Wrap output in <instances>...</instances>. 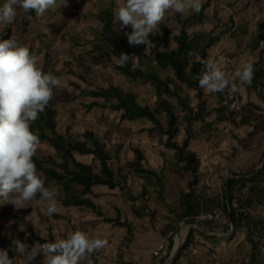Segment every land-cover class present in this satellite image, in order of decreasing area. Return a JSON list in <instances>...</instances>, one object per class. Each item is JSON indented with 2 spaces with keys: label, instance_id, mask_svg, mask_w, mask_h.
Returning a JSON list of instances; mask_svg holds the SVG:
<instances>
[{
  "label": "trees",
  "instance_id": "trees-1",
  "mask_svg": "<svg viewBox=\"0 0 264 264\" xmlns=\"http://www.w3.org/2000/svg\"><path fill=\"white\" fill-rule=\"evenodd\" d=\"M86 1L57 0L54 10L49 9L39 17L34 11L23 12L17 15L13 24L0 27V41L9 39L14 34L21 44L25 39L28 40L27 47L31 53L36 55L38 51L40 56L49 58L56 50L58 42L70 41L67 20L70 14L78 7L85 5ZM214 1L202 0L199 14L192 13L190 10L183 15L175 11L166 12L164 20L158 25L157 33L150 36L155 46L147 52L143 44L132 46L128 43L126 33L131 31V27L112 30L111 21L117 6L116 0H111L108 8L103 12L104 19L101 21L103 27L97 35L98 39L103 40L106 55L99 60L102 62V67L110 66L122 75L136 79L140 84L152 85L156 93L153 109L148 103L141 104L135 98L125 99L115 85L109 87L97 85L90 76L77 73L62 56L48 66H42L41 69L46 73L51 71L54 75L56 71L62 75L69 74L70 84L74 86V90L67 101L86 114L94 117L100 111L105 112L106 115L112 113L118 119L115 126L125 121L142 122V126L137 127L138 130H152L149 134L155 132L161 136L159 146L163 150H170L169 152L175 158L173 167L189 176L186 188H182L179 192V207L177 209L169 207L170 216L159 215L157 207L152 206L149 203L150 200L147 201V198H152L153 194L165 196L164 184L159 181L153 184L154 193L149 184L145 183L142 185L141 192L133 195L132 213L143 219L150 229L159 230L165 237L173 231L171 250L175 243L174 235L178 232L179 223L183 220L189 223H200L212 231L219 232H227L231 225H234L235 230L244 235L237 245L240 255L223 258L218 264H264V218L255 217L250 208L254 205L256 207L264 205V145L261 151L256 149L250 152L258 156L252 160L249 170L237 172L232 170L233 175L225 178L224 189L221 192L213 190L207 183L210 170L204 164L197 149H190L196 140H200V145L202 141L204 144L207 142L209 147L210 144L228 134H235L236 122L240 123L242 128H249L244 136H236L238 147L247 150L245 148L251 146L256 139L261 138L264 141V107L253 102H241L239 109L233 111L235 117L233 125L229 132L224 134L228 123L225 106L222 103L226 89L222 92L205 93L196 79L204 69L201 61L209 59L207 57L210 56L211 49L218 48L223 55L232 60L257 56L258 60L253 63L252 83L246 85V88L259 93L260 103L264 105V0H257V2L231 0L232 10L241 19L236 28V19L232 12L228 9V15H221V9L215 5ZM3 3L4 0H0V5ZM251 4L254 12L248 16L246 9ZM211 5L215 24L207 27L210 16L207 9ZM175 24H179L181 29L176 31ZM191 25H195L196 28L190 30ZM167 32L172 33L168 35L175 44L164 48L163 38ZM225 38L236 45L235 51H231L232 49L224 45ZM121 52L134 55L136 58L121 66L116 63ZM149 52L154 53L153 60L156 63L147 59L146 54ZM212 59L218 62L217 58ZM221 68L227 72L234 71L232 64H228L227 61H224V66ZM53 91V99L39 117L44 116L46 111L51 109L57 112L53 103L58 89ZM195 100H197L196 103H194ZM238 117L241 118L240 122ZM67 132L71 134L69 136L63 134L60 127L45 128L44 137L49 145L55 147L58 152L65 150L67 158V174L41 172L40 175L46 187L52 189L57 187L59 201L69 208L76 207L84 214L95 215L105 224L123 225L120 209L117 210L116 217L107 218L101 206L76 197L79 194H92L97 197L98 192L94 188L96 186H108L113 189L121 187L114 182L116 177L119 181L121 179L129 182L131 174L143 177L145 180L157 176L156 171L149 165L146 153L138 143L130 142L129 146L134 156L131 159L123 158L117 152L112 153L107 141L100 136L70 129H67ZM73 149L80 155H91L94 165L79 159ZM127 188L132 191L130 185ZM218 210L223 211L226 218L224 221L215 218H198L201 213H216ZM53 216L58 219L62 214L57 213ZM19 221L24 222L22 227L26 232L24 243L29 247L56 239V233L53 230L48 229L46 236L40 234L34 223L26 220V216L19 217ZM17 226L19 224L12 223L3 228L1 235L3 249H9L12 240L18 239L17 234L21 230L19 231ZM129 233L130 230L127 228L125 242L118 246L119 254L125 244H130ZM223 242L229 244L231 239L219 237L191 225L183 238L178 259L171 264L207 262L210 257L219 255V246ZM9 257L15 259L16 254L10 250ZM139 258L142 261V254H139ZM41 261L42 258L37 256L35 264H41ZM127 264L141 263L138 260H131Z\"/></svg>",
  "mask_w": 264,
  "mask_h": 264
},
{
  "label": "clouds",
  "instance_id": "clouds-1",
  "mask_svg": "<svg viewBox=\"0 0 264 264\" xmlns=\"http://www.w3.org/2000/svg\"><path fill=\"white\" fill-rule=\"evenodd\" d=\"M116 3L114 20L119 29L131 26V31L126 33L128 43L145 45V52L155 46L150 36L157 33L166 12L175 11L183 15L190 10L199 14L202 8V0H116ZM56 6L57 0H5L0 5V24H13L18 10L25 13L34 11L39 17ZM135 58L121 52L116 63L123 66ZM49 60L50 56L31 53L14 34L0 41V204L11 203L20 209L35 201L45 204L42 211L52 217L60 211L57 192L45 186L33 157L38 145L40 149H45V146L55 148L44 137L47 126L71 130L77 125H62L53 109L39 117L53 99V90L66 86L63 77L42 71L41 67L48 66ZM201 63L204 69L196 79L205 93L227 89L232 95L243 94L245 85L252 83L254 67L251 61L241 62L232 72L222 70L212 58ZM72 108L73 116L78 110L84 112L73 105ZM108 244L107 239L90 236L79 228L68 232L66 238L57 237L38 246L29 247L20 239H13L9 249H0V264H16V260L9 257L10 250L22 258L20 264H35L37 256L42 257L41 264H93V254L106 249Z\"/></svg>",
  "mask_w": 264,
  "mask_h": 264
},
{
  "label": "rangeland",
  "instance_id": "rangeland-1",
  "mask_svg": "<svg viewBox=\"0 0 264 264\" xmlns=\"http://www.w3.org/2000/svg\"><path fill=\"white\" fill-rule=\"evenodd\" d=\"M252 1L255 2L256 0ZM110 3L111 0H89L84 6H80L75 9L74 12L70 14L67 20V32L70 36V41L67 42L62 40L56 44V50L51 53L49 63H52L62 56L69 62V65L77 73L83 74L85 76H90L93 81L95 83L97 82L100 86L109 87L110 85H115L125 95H133L135 97H138L139 99H145L149 102V105L153 109V93H155V89L153 90L149 86H138L134 82V79L122 76L118 70L111 69L110 66L106 68L102 67V62L99 61L100 59L105 58L106 55L105 49L103 48V40L98 39L97 35L103 27V23L101 22L104 19L103 12L108 8ZM214 3L219 9H221V15L226 16L229 14L228 9H233L231 6V0H215ZM252 8L253 7L251 4L250 7L246 9V14L248 16H251L253 14L254 11L252 10ZM212 10L213 9L211 5V7L207 9V13L210 15L207 21V27L215 24V18L212 16ZM23 12V10H18V15H21ZM240 22L241 19L238 21V23ZM4 26L5 25L0 24L1 28ZM111 26L112 30H120L118 23H116L114 20V16L111 21ZM175 26L176 31L181 29V26L179 24H175ZM195 28V25L190 26V30H194ZM40 29H42L41 25ZM11 32H13V30H11ZM165 34L166 35H164L163 38V45L164 48H169L173 46L175 42L168 35H171L172 33L167 32ZM22 45L27 46L28 40L25 39ZM38 53L39 52L37 51L36 56H40V53ZM153 56V52H149L146 54L147 59L150 61L153 60ZM207 58H217V63L220 65V67L224 66V61H227L228 64H232V61H230L228 58L220 56L218 48L211 49L210 56ZM257 60V56H251L249 58H237L233 61L236 64L235 66H237L241 62H256ZM39 62L40 60H38V63ZM153 62L156 63L155 60H153ZM55 75L63 77V79L66 81V86L58 89L56 100L54 103V106L56 107L58 113L57 117L58 119H60L61 124L78 125L82 129L89 128L90 130H93L97 136H100L107 141V143L109 144V150H111L112 153L117 152L124 158L134 156V152L129 146L130 142L138 143L139 147L146 153L150 167L153 168L157 173V176L153 177L151 182L149 183L151 191L155 190L153 184H157L159 181H161L164 184L165 195L168 196L170 203L175 206L178 202L180 190L182 188H186V183L189 176L188 174L182 172V170L173 167L172 164L175 158L172 153L169 152L170 150H163L158 145V141H160L161 136L157 135V133L155 132L149 134V132L151 133L152 130H138L137 128L129 127L131 125L128 126L125 123H122L119 126H115L118 123V119L112 113H110V115L105 118V112L100 111L93 117V115L91 114L86 115L84 112L78 110L76 112V115L73 116L72 114L74 110L72 108V105L67 101L70 97V93L74 90V86L70 84L71 76L67 73L62 76L58 71L55 73ZM82 84L84 85V83ZM138 102L143 104L142 101ZM99 118L101 119V121H97V119ZM132 123L138 124L139 122ZM141 126L142 122L140 123L139 127ZM60 130L63 134H66L67 136L70 135V133L67 132L66 127H62ZM238 134H242L241 136H243V131H238ZM141 135H144L143 138H141ZM194 143H197L198 146H194ZM190 149H197V151L201 155L202 150H204V142L202 141L201 145L199 144V141L193 142V144L190 146ZM245 149L254 151L256 147L252 144ZM73 150L79 159L86 162L87 164H93L94 159L92 158V156L85 154L80 155L76 152L75 149ZM241 169L243 170L244 166H238V170ZM144 180L145 179L142 177L133 176L132 183L135 186V194L141 192V185L142 183H145ZM53 189H55L57 192L56 198L60 206L61 202L58 199L59 191L57 190V187H53ZM155 197V194H153L152 200H154L155 203L158 204L156 205L158 210L157 213L160 215L167 212V204H164L166 202L161 198ZM133 198L134 196L133 194H131L129 198L130 201ZM147 199L150 200L149 197ZM45 207V204H39L35 201L28 202L27 207L20 209H17L11 203L0 204V228L4 224L11 222L13 220L14 214L17 213L19 215H22L26 213V219L34 218V221L39 224L38 229L40 230V232H42L43 234H47L45 227L47 225V222H52V220L49 216L45 218V214L42 211V209H44ZM160 207L163 209V213ZM251 209L253 210L252 212L254 213L255 217L262 219L264 218V205L258 207L254 205V207H252ZM129 215L132 216V213L129 212ZM221 220H225V217ZM186 227L188 226H183V229ZM25 237L26 232L25 230L21 229V231L17 234V238L24 242ZM57 237L62 238L59 234H57ZM227 237L231 239V242L229 244L223 242L222 245L219 246V255L212 256V258L210 259V264H218V262L223 258L228 259L232 258L233 256L240 255L237 251V245L244 238V235L234 230L233 233H230ZM176 240L177 239L175 236V241ZM0 249H3L1 235ZM140 254H142L143 256L142 252ZM142 260V264H149V259L147 257H143Z\"/></svg>",
  "mask_w": 264,
  "mask_h": 264
},
{
  "label": "crops",
  "instance_id": "crops-1",
  "mask_svg": "<svg viewBox=\"0 0 264 264\" xmlns=\"http://www.w3.org/2000/svg\"><path fill=\"white\" fill-rule=\"evenodd\" d=\"M229 10L235 16V19H236L235 28H236L237 24H239L238 21L240 19L238 16L235 15V12L233 10L231 9ZM224 45L225 46L227 45L230 49H232L231 51H235L236 45L233 42H231L228 38H225ZM125 77H129V76H125ZM134 82L138 86H149L154 90L153 86L150 84H140L136 79H134ZM97 85L99 84L97 83ZM123 95L125 99L135 98L136 101L138 100V101H142L143 103L149 104V102L145 99H143L144 100L143 101L142 99H139L138 97H135L133 95H125V94ZM155 100H156V93H153V103L155 102ZM196 102L197 100L194 101V103ZM241 102L243 103L253 102L255 104L262 105V103H260L259 93L248 90L246 88V85H245V91L241 96ZM107 116L109 115L105 114V118H107ZM238 119L240 122L241 118L238 117ZM97 121H101V119L99 118L97 119ZM124 123L127 124L128 126L131 125L134 128H137L140 126V122L138 124H135L129 121H125ZM71 130L77 131L80 133H83V132L93 133L94 136H97L93 130H90L89 128L82 129L78 125ZM247 130H249V128L247 127L242 128L241 124L236 122L235 134L230 133L227 136L223 137L222 139H219L218 141L214 142L213 144H210L209 147L207 145V142H205L204 150H202V153H201V158L203 159L204 164L207 165L210 170L208 178H207V183L212 187L213 190L221 192L224 189L225 178L227 179L228 177H230L229 175L233 173L232 170L236 172L249 170L251 168L252 160H255V157L258 156V154L250 153V152H254L256 149L257 151L262 150L264 141L261 138H258L253 142V145L256 147L254 151H251V150L247 151V150H244L243 148L238 147L236 136L241 137L242 135V134L239 135L238 131H243V136H244ZM143 136L144 135H141V138H143ZM38 137H39V140H41L40 136ZM196 141H200V140H196ZM194 146H198L197 143H194ZM128 158L131 159L132 157H128ZM33 160H34V163L36 164L38 174H41L42 171L46 172L47 174H56V173L67 174L66 173L67 158H66L65 150L58 152L55 148L47 147V146H45V149H40V145H38L37 153L33 157ZM238 166H244V169L238 170ZM133 176H136V175L131 174L129 177V182L122 181L121 179L119 181L118 177L114 178V182L118 183L121 187H125V189H121V187H117L113 189L108 186H96L94 188L98 192L97 197L93 196L92 194H79L76 197L79 200L91 201L101 206L103 213L107 218L116 217V215L118 214L117 210L120 209L123 225H114L113 223L105 224L104 222L100 221V218L96 217L95 215L92 216L90 213L84 214L82 210L77 209L76 207L69 208L63 205L62 203L59 206L60 207L59 213H61L62 216L58 217V219L54 218V216L51 217L52 222H47V225L45 227L47 231L46 233L48 234V229H49V230H53V232L56 233V238H57V234H59L62 238H66V234L68 232L75 231L77 228H79L80 230H83L86 233H88L90 236H99L101 238L107 239L109 241L107 248L100 250L93 254V257H92L93 264H123L124 261H131V260H138L142 264L143 260L142 261L140 260L141 257L139 258V254L141 252L143 253V251L146 249H149L151 247L158 245L160 242H162L165 236H163L162 233L157 229H150L148 224H146L143 221V219L134 216V214L132 213V201H130L129 198L131 194L135 196L140 193V192L138 194L134 193L135 186L132 183ZM136 177H139V176H136ZM151 180L152 179L144 180V181L145 183L149 184ZM145 183H142V185ZM128 185L132 187V191H130L127 188ZM142 185H141V188H142ZM152 192L154 193L155 190ZM155 196H156L155 198H161L162 200L166 202L164 204H167L166 206L167 212L165 213H163V209L160 207L164 215L170 216L169 207L173 209H177L179 207V197H178L177 204L174 206L172 205V203H170L168 196L165 195L164 197H161L160 194H155ZM149 198H150V202L148 199L147 201L152 206L156 207V205L158 204H156L155 201L152 200L151 197ZM252 207L254 206H251L250 208ZM129 212L132 213V216L129 215ZM22 216H26V213L22 215H19L17 213L14 214L13 220L9 223L4 224L0 228L1 229L0 235H2L3 228L6 225H9L12 223L19 224V226H17L16 228H19V230H21L23 227V223H20L19 217H22ZM45 218H47V215H45ZM161 218L164 220L163 217ZM31 219H26V220H30L34 222V226L36 230L40 234L46 236L47 234H43L38 229L39 224L34 221L35 219L34 218L32 220ZM183 221L179 223V228H181V224ZM164 222L166 221L164 220ZM188 227L184 229L182 228L183 236H185L186 232L188 231ZM127 228L130 230V233H129L130 239H131L130 244H125L122 252L119 254L118 246L125 242V233L127 231ZM170 233H173V231H170ZM175 236L176 235H174V239H175ZM176 239H177V236H176ZM176 244H177V240L175 241L173 245L176 246ZM211 258L212 257H210L207 260V262H204L202 264H207V263L210 264ZM20 259L22 258L15 257L16 264H20Z\"/></svg>",
  "mask_w": 264,
  "mask_h": 264
},
{
  "label": "built area",
  "instance_id": "built-area-1",
  "mask_svg": "<svg viewBox=\"0 0 264 264\" xmlns=\"http://www.w3.org/2000/svg\"><path fill=\"white\" fill-rule=\"evenodd\" d=\"M219 54L222 57L228 58L225 55H223L220 50ZM230 61H232L233 64V68L235 70V63L231 58H228ZM222 103L225 106V111L228 117V123L227 126L224 130V134L229 132L231 126L234 123V114L233 111H236L237 109H239L240 104H241V96L240 94H235L232 95L229 93V91L226 89L225 93H224V99L222 101ZM216 214V215H215ZM198 218L200 219H223L224 218V214L222 210H218L216 213H212V212H206V213H202L198 216ZM173 238L172 233H170L168 236H166L162 242H160L158 245L151 247L149 249H146L143 251V257H147L149 259V264H160V262L163 259H167V256L169 255V253H172L175 249V245H173V249L171 250V239ZM128 261H124L123 264H127Z\"/></svg>",
  "mask_w": 264,
  "mask_h": 264
},
{
  "label": "water",
  "instance_id": "water-1",
  "mask_svg": "<svg viewBox=\"0 0 264 264\" xmlns=\"http://www.w3.org/2000/svg\"><path fill=\"white\" fill-rule=\"evenodd\" d=\"M233 174H230L229 176L231 177ZM229 178V177H228ZM195 226V227H198V228H201L203 229L204 231L206 232H209V233H213L219 237H223V238H226L230 233H233V231L235 230V226L234 225H231V228L227 231V232H219V231H212L210 229H208L206 226L200 224V223H189L187 221H183L182 224H181V228H179L176 236H177V244L175 246V249L173 250L172 254L169 256V258H167L162 264H171L173 262H175L178 257H179V254H180V251H181V247H182V244H183V226Z\"/></svg>",
  "mask_w": 264,
  "mask_h": 264
}]
</instances>
